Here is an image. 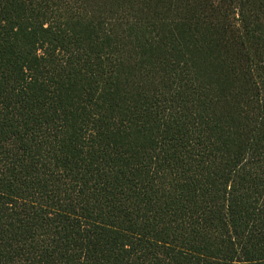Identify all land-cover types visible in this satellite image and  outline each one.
<instances>
[{"label": "trees", "instance_id": "obj_1", "mask_svg": "<svg viewBox=\"0 0 264 264\" xmlns=\"http://www.w3.org/2000/svg\"><path fill=\"white\" fill-rule=\"evenodd\" d=\"M0 264H264V0H0Z\"/></svg>", "mask_w": 264, "mask_h": 264}]
</instances>
